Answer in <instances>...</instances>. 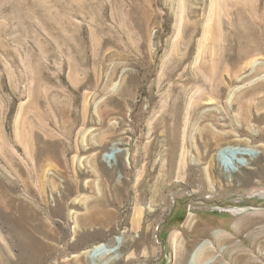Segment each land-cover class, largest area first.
Returning <instances> with one entry per match:
<instances>
[{"label": "rangeland", "instance_id": "obj_1", "mask_svg": "<svg viewBox=\"0 0 264 264\" xmlns=\"http://www.w3.org/2000/svg\"><path fill=\"white\" fill-rule=\"evenodd\" d=\"M0 264H264V0H0Z\"/></svg>", "mask_w": 264, "mask_h": 264}, {"label": "bare ground", "instance_id": "obj_2", "mask_svg": "<svg viewBox=\"0 0 264 264\" xmlns=\"http://www.w3.org/2000/svg\"><path fill=\"white\" fill-rule=\"evenodd\" d=\"M212 87H213V89H217L219 87V84L218 83L214 84ZM32 105L33 104H31V106ZM32 107H34V106H32ZM37 116L39 118L38 122H41L42 119H43L42 116H40L39 114ZM28 125H29V129H32L34 127L32 123H29ZM152 186L154 188L151 189ZM152 186L147 181L141 180L140 186L138 187V189H140V193L141 194L137 198H135L136 205L137 204H142V202L145 199L146 194H148V196H150V199L153 201V203H155L157 201L158 194H160V189H159V186H158L157 182L154 183ZM90 208H91L90 215L85 217L84 221H87L88 223H97L99 221V219L97 218L98 217L97 216L98 213H97L96 209H94L95 207L92 208L90 206ZM100 251L101 252L102 251L103 252H107L109 250H106V246H104V245H98V246L92 248L90 251H88L87 254H93V253H97V252H100Z\"/></svg>", "mask_w": 264, "mask_h": 264}]
</instances>
